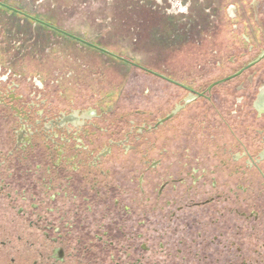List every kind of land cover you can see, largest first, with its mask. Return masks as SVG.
<instances>
[{
    "label": "flooded vegetation",
    "instance_id": "1",
    "mask_svg": "<svg viewBox=\"0 0 264 264\" xmlns=\"http://www.w3.org/2000/svg\"><path fill=\"white\" fill-rule=\"evenodd\" d=\"M0 7L104 52L2 0ZM4 45L0 43V264H264V89L249 98L242 81L232 87L228 84L223 94L215 93L259 62H247L203 86L104 48L110 52L104 53L184 91L172 103L173 109H146L144 122L129 121L144 137L141 157L130 162L136 188L145 195L143 214L149 216L150 175L160 172L155 200L175 190L187 207L207 209L224 218V224H153L161 234L155 238L152 224H117L118 184L112 178L113 169L104 168V162L118 145L135 152L140 140L129 145L128 131L126 144L117 139L115 130L103 147L101 119L108 113L103 100L111 97L104 98L99 86L87 87L91 82L83 76L86 66L69 68L59 62L64 67L55 69L49 66L52 62L12 63ZM33 66L46 70L30 69ZM89 87L87 105V95L80 90ZM58 94L63 96V108L55 102ZM248 100L255 113L249 124ZM190 107L196 116L188 119L190 128L184 131L187 137L192 134L191 140L181 139L174 160L168 163L164 140L154 156L157 147L152 134L174 120L175 130L182 129L179 119ZM156 111L158 118L151 119ZM104 211L114 214L115 224H101ZM59 222L61 232L55 237Z\"/></svg>",
    "mask_w": 264,
    "mask_h": 264
},
{
    "label": "rangeland",
    "instance_id": "2",
    "mask_svg": "<svg viewBox=\"0 0 264 264\" xmlns=\"http://www.w3.org/2000/svg\"><path fill=\"white\" fill-rule=\"evenodd\" d=\"M2 1L144 67L170 73L177 79L193 80L196 85L204 86L211 80L232 74L247 62L261 58L257 65L219 87L215 93L223 94L227 92L228 84L232 87L242 81L245 82L246 96L249 98L256 90L264 89V0ZM0 28L3 36L0 43L6 44L5 52L12 63L20 61L32 65V62H52L49 66L55 69L64 67L59 62H65L69 68L86 66L83 76L87 82H91L87 83V87L99 86L104 98L111 97L103 100V110L108 112L101 119L104 126L101 137L103 147L109 144L111 132L115 130L117 139L126 144L128 131L131 135L129 145L140 140L135 152H129L118 145L104 162V168L113 169L111 175L118 184L120 205L117 224H152L151 233L155 238L161 234L153 224H224L220 213L187 207L184 201L180 202L175 190H168L163 199L155 200L162 182L158 180L160 172H152L150 175L149 216L143 214L144 192L136 188L138 182L132 176L133 166L130 162L141 157L144 137L141 130L137 131V127L130 126L132 122L129 121L134 120L138 125L144 122L143 111L146 109L155 110L159 106L166 111L173 109L172 103L184 91L144 70L89 46L80 45L23 15L1 7ZM30 69H38L40 72L46 70L36 66ZM100 82L101 85H98ZM89 90L90 87L80 90L87 95V105ZM56 98L57 106L63 108V96L58 94ZM250 109L248 100L247 110L251 113ZM193 111L190 107L182 113L179 119L184 126L182 129L175 130L177 120H174L167 128L152 134L157 147L154 156H158L157 151L164 140L167 148L166 162L174 160V151L178 149L179 141L183 139V142L188 143L192 138V134L187 137L184 130L190 128L186 125L188 119L196 116ZM254 115L247 111V124L253 121ZM157 116L156 111L151 119ZM250 134L247 131V135ZM130 198H134V202H130ZM138 198L140 203L135 201ZM44 200L42 214L45 224L46 197ZM181 203L184 204L182 209ZM127 205L131 207L125 210ZM38 212H41L40 209ZM59 215L56 210L55 217ZM103 215L101 224H115L112 222L114 214L104 211ZM212 215L214 221L211 220ZM61 225L60 222L56 224L55 237L59 236ZM160 247L156 245L158 251Z\"/></svg>",
    "mask_w": 264,
    "mask_h": 264
},
{
    "label": "water",
    "instance_id": "3",
    "mask_svg": "<svg viewBox=\"0 0 264 264\" xmlns=\"http://www.w3.org/2000/svg\"><path fill=\"white\" fill-rule=\"evenodd\" d=\"M82 41L85 42V43H87V44L90 45V46H93V47H95V48H98V49H100V50H102V51H104V52L110 53V52H108L107 50H105L104 48H101V47H99V46H96V45H94V44H92V43H90V42L84 41V40H82ZM119 58L123 59L122 57H119ZM259 59H261V58H259ZM259 59L256 60V61H254V62H258Z\"/></svg>",
    "mask_w": 264,
    "mask_h": 264
}]
</instances>
